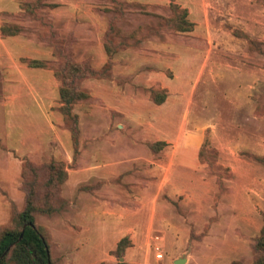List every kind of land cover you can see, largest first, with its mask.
Wrapping results in <instances>:
<instances>
[{
    "label": "crops",
    "instance_id": "obj_1",
    "mask_svg": "<svg viewBox=\"0 0 264 264\" xmlns=\"http://www.w3.org/2000/svg\"><path fill=\"white\" fill-rule=\"evenodd\" d=\"M19 1L0 0V27L11 23L6 15L20 13ZM68 5L65 13L50 17L65 22L64 34L73 32L78 43L83 34V57L78 61L89 59L94 68H101L107 61L103 48L107 20L96 17L89 3ZM134 50L114 56L112 80L82 83L92 102L73 109L79 117L80 156L72 167L71 136L58 112L60 83L52 70L29 68L21 62L52 61V49L23 32L9 37L0 32V143L6 148L0 150V226L9 223L12 202L18 209L23 203L20 159L37 163L52 159L67 166L61 189L67 205L51 218H40L47 220L41 225L51 232L52 256L60 264H174L184 254L185 264L240 261L243 249L249 248L250 234L254 231L257 236L263 222L252 226L250 208L238 211L234 206L225 224L216 223L217 216L210 214L206 223L198 221L197 210L204 200L203 193L194 191L203 186L198 176L202 168L199 152L204 129L215 128L198 124L199 112L189 119L194 104L190 98L175 130L171 120L175 105L170 102L174 93L166 82L172 67L166 63L169 58L161 63L153 59L148 64L154 68L140 75L132 63ZM122 54L124 60L119 59ZM198 57L202 58L197 72L200 80L209 61L201 54ZM150 88L166 93L164 103L150 101L146 91ZM156 142L165 147L154 155L147 144ZM226 166L233 169L231 164ZM97 183L100 186L91 192L80 190ZM253 216L259 219L257 212ZM155 236L158 243L153 241ZM124 238L130 245L118 258L112 252ZM156 244L161 247L162 260L155 258ZM174 244L180 245L170 257L166 251ZM186 245L188 251L180 253ZM192 248L203 251L194 255Z\"/></svg>",
    "mask_w": 264,
    "mask_h": 264
},
{
    "label": "rangeland",
    "instance_id": "obj_2",
    "mask_svg": "<svg viewBox=\"0 0 264 264\" xmlns=\"http://www.w3.org/2000/svg\"><path fill=\"white\" fill-rule=\"evenodd\" d=\"M32 1L35 0H21L19 7L23 2ZM42 1L56 4L55 8L42 9L38 16L53 25L61 36H65L67 31L66 23L62 20L54 21L56 13H65L71 2L81 5L89 3L96 17L107 20L112 15L113 0ZM114 1L129 4L125 9L126 20L119 24L121 35L128 37L133 30L138 29V36H146L138 50L131 51L132 63L139 68L138 73L146 75L145 72L153 67L148 64L153 59L161 63L162 59L166 61L169 58L166 63L172 67L166 73L169 77L166 82L171 85L170 91L174 93L170 98V102L175 105L172 127L176 130L179 126L187 110L186 102L191 98L194 104L189 109V119H192L194 112H199L197 123L215 128L213 131L204 129L206 161L198 173L203 186L193 189L203 193L205 200L201 201V208L197 210L198 221L206 223L207 218L216 215L215 222L225 224L234 206L238 211L250 208L251 224L258 227L264 217V165L252 160L249 155L264 156V0ZM170 4H176L187 11L188 20L194 24L193 31L147 35L149 28L170 16ZM52 14L55 19L50 17ZM6 17L11 18L9 24L20 27L29 37L37 39L43 31L38 20L21 9L20 13ZM82 37L83 34L80 35L79 43L75 44L77 61L83 57ZM163 50L169 54L163 53ZM200 54L204 60L208 59L209 65L199 80L201 75L197 72L202 60L198 57ZM120 56L119 59H125L124 54ZM1 80L0 75V83ZM2 127L0 112V134ZM227 164H231L233 169L227 167ZM11 208L8 221H11L18 205L12 202ZM255 212L259 219L253 216ZM37 222L41 225L46 224L47 220L38 217ZM196 230L201 231L198 226ZM192 237H195L194 232ZM255 237L252 231L249 248H244L241 254L242 264L252 262L250 243ZM179 245L167 248V255L171 257ZM187 247L179 250L180 253H186ZM190 251L198 255L203 250L192 248Z\"/></svg>",
    "mask_w": 264,
    "mask_h": 264
},
{
    "label": "trees",
    "instance_id": "obj_3",
    "mask_svg": "<svg viewBox=\"0 0 264 264\" xmlns=\"http://www.w3.org/2000/svg\"><path fill=\"white\" fill-rule=\"evenodd\" d=\"M112 15L107 18V27L103 35V48L107 56L106 63L101 68H94L89 59L77 61L74 46L78 38L73 32L61 36L59 31L42 19L39 12L48 7L55 8L56 4L45 3L42 0L23 2L20 9L38 20L43 31L37 36V41L52 49L55 61H40L21 59L29 68L50 69L59 81V101L61 106L58 112L63 118L64 128L71 136L73 157L72 167L80 156V126L79 117L74 113L77 104L92 102L88 89L82 86L85 80H112V67L114 56L122 50L138 49L139 44L146 36H138L139 30L133 31L128 37L121 35L119 24L125 22L124 5L112 1ZM131 5V4H130ZM170 16L165 17L157 25L149 28L147 35H157L164 32L190 33L194 24L188 20L187 11L176 4H170ZM8 16V15H6ZM2 37L16 36L22 29L16 25L4 23L0 27ZM150 101L161 105L166 99L162 90L147 89ZM201 146L199 159L205 163V145ZM2 150H6L0 145ZM150 152L156 155L165 147L163 142L147 144ZM255 162L264 165V156H250ZM21 160V185L23 203L20 209L13 212L10 223L0 226V264H60V260L52 256V235L47 227L37 222L38 217L51 218L60 213L67 205L61 196L62 185L67 179L66 164L60 161L49 160L35 163L28 159ZM220 186V181H216ZM100 183L93 186H82L80 190L91 192L98 188ZM220 189V188H219ZM221 191V190H220ZM208 226L204 228L206 231ZM193 233V232H192ZM21 236V238H20ZM130 245L127 238L122 239L112 252L116 257H121ZM252 252L251 264H264V217L259 234L250 243ZM122 264V263H118ZM230 264H242L234 260Z\"/></svg>",
    "mask_w": 264,
    "mask_h": 264
},
{
    "label": "built area",
    "instance_id": "obj_4",
    "mask_svg": "<svg viewBox=\"0 0 264 264\" xmlns=\"http://www.w3.org/2000/svg\"><path fill=\"white\" fill-rule=\"evenodd\" d=\"M153 241L155 243H158L159 242V237L158 236H155L153 237ZM154 252H155V258L157 260H162L163 258V255H162V250H161V247L159 245H155L154 248H153Z\"/></svg>",
    "mask_w": 264,
    "mask_h": 264
},
{
    "label": "water",
    "instance_id": "obj_5",
    "mask_svg": "<svg viewBox=\"0 0 264 264\" xmlns=\"http://www.w3.org/2000/svg\"><path fill=\"white\" fill-rule=\"evenodd\" d=\"M21 238V236H20ZM120 262H122V258H120ZM186 262V254L182 255L178 259L175 260L174 264H185Z\"/></svg>",
    "mask_w": 264,
    "mask_h": 264
}]
</instances>
